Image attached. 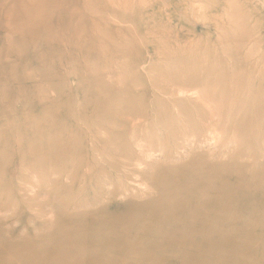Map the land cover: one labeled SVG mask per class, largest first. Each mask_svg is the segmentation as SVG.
Listing matches in <instances>:
<instances>
[{
	"label": "rangeland",
	"instance_id": "obj_1",
	"mask_svg": "<svg viewBox=\"0 0 264 264\" xmlns=\"http://www.w3.org/2000/svg\"><path fill=\"white\" fill-rule=\"evenodd\" d=\"M0 264H264V0H0Z\"/></svg>",
	"mask_w": 264,
	"mask_h": 264
},
{
	"label": "bare ground",
	"instance_id": "obj_2",
	"mask_svg": "<svg viewBox=\"0 0 264 264\" xmlns=\"http://www.w3.org/2000/svg\"><path fill=\"white\" fill-rule=\"evenodd\" d=\"M139 147H140V146H139ZM140 148H141V147H140ZM143 149H144V148H143ZM139 153H140V152H139ZM141 167H142V166H141ZM138 168H139V167H138ZM133 177H134V176H133ZM144 186H145V185H144ZM144 186H143V187H144ZM141 187H142V186H141ZM141 187H140V188H141ZM144 191H145V190H144ZM201 246H202V245H201Z\"/></svg>",
	"mask_w": 264,
	"mask_h": 264
}]
</instances>
